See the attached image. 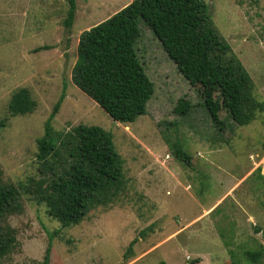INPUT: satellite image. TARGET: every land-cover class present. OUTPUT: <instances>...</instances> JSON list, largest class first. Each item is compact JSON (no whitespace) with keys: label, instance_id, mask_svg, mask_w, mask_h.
Wrapping results in <instances>:
<instances>
[{"label":"rangeland","instance_id":"rangeland-1","mask_svg":"<svg viewBox=\"0 0 264 264\" xmlns=\"http://www.w3.org/2000/svg\"><path fill=\"white\" fill-rule=\"evenodd\" d=\"M131 1L76 0L67 30V0H0L1 180L28 187L38 178L36 140L63 85L52 128L66 133L95 124L110 131L126 179L112 203L68 227L22 188L20 212L6 217L17 244L0 264H41L49 240V264H264V111L236 125L218 94L192 85L142 22L134 50L153 84L143 115L115 121L72 82L81 32ZM202 1L264 100V0ZM21 87L36 106L13 115L9 101ZM180 101L189 107L185 115L176 110ZM175 140L190 156L187 165L171 153ZM134 237L133 255L124 260ZM244 250L262 256L253 263Z\"/></svg>","mask_w":264,"mask_h":264},{"label":"trees","instance_id":"trees-1","mask_svg":"<svg viewBox=\"0 0 264 264\" xmlns=\"http://www.w3.org/2000/svg\"><path fill=\"white\" fill-rule=\"evenodd\" d=\"M67 1L62 23L69 30L76 0ZM140 22L152 30L192 85H198L208 97L218 94L221 105L236 125H246L264 111V100L254 95L250 74L218 33L202 0H132L81 32L71 74L77 88L113 120L135 121L145 113L153 93V84L134 50ZM64 90L65 85L45 121L43 135L36 140L38 178L31 179L28 187L6 184L0 178V263L17 244L15 230L6 217L20 212L22 188L44 206L48 217L60 227H68L78 224L90 209L112 203L125 186L123 159L110 131L95 124H78L66 133L52 128L51 121L65 95ZM35 106L29 91L21 87L12 94L8 109L17 115L30 113ZM176 110L185 115L189 107L180 101ZM4 126L5 120H0V129ZM169 147L176 160L185 165L190 162L189 154L178 140L170 142ZM136 240L134 237L129 241L124 260L133 255ZM50 250L49 240L41 264H49ZM243 254L247 261L255 263L262 251L244 250ZM158 264L166 263L161 260Z\"/></svg>","mask_w":264,"mask_h":264}]
</instances>
